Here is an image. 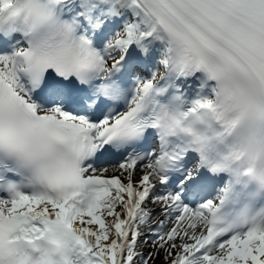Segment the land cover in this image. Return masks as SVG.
Here are the masks:
<instances>
[{
	"label": "snow or ice",
	"instance_id": "obj_1",
	"mask_svg": "<svg viewBox=\"0 0 264 264\" xmlns=\"http://www.w3.org/2000/svg\"><path fill=\"white\" fill-rule=\"evenodd\" d=\"M0 264H264V0H0Z\"/></svg>",
	"mask_w": 264,
	"mask_h": 264
}]
</instances>
